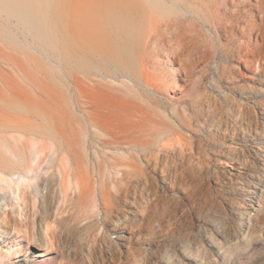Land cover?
Instances as JSON below:
<instances>
[{
    "label": "rangeland",
    "instance_id": "374dc122",
    "mask_svg": "<svg viewBox=\"0 0 264 264\" xmlns=\"http://www.w3.org/2000/svg\"><path fill=\"white\" fill-rule=\"evenodd\" d=\"M65 1L82 7L97 0ZM155 1L164 10L154 15L176 24L161 27L145 55L162 89L144 87L128 117L115 113L120 142L104 147L126 164L114 177L117 208L105 222L62 220L53 248L42 243L39 221L40 241L25 247L17 264H118L120 257V264H264V72L260 58L245 55L259 44L264 56V0ZM30 25L0 6V127L11 118L48 124L33 111L45 95L13 68L32 67L31 77L47 82L35 68L50 62V50ZM18 92L28 107L13 102ZM52 195L59 204L58 185Z\"/></svg>",
    "mask_w": 264,
    "mask_h": 264
},
{
    "label": "bare ground",
    "instance_id": "6f19581e",
    "mask_svg": "<svg viewBox=\"0 0 264 264\" xmlns=\"http://www.w3.org/2000/svg\"><path fill=\"white\" fill-rule=\"evenodd\" d=\"M0 6L30 23L35 37L50 50V62L35 68L47 78L44 85L31 77L32 67L13 66L23 84L31 83V90L40 89L45 95V105L33 111L48 124L11 118L0 127V264H17L23 249L40 241L39 221L44 229L42 243L53 248L62 220L99 223L112 215L114 177L126 165L104 148L120 142L115 113L128 117L132 97L144 98V87L162 89L148 72L145 55L161 27L174 25L176 20L156 17L155 11L162 13L164 7L155 0H97L82 7L65 0H0ZM188 48L182 45L173 57L182 56ZM262 51V45H248L245 55L260 58L264 72ZM246 62L247 69L256 74L252 61ZM16 97L19 100L13 102L18 107H28L21 93ZM90 145L95 147L94 158ZM195 154L192 148L190 155ZM43 175L47 191L39 213ZM55 185L59 204L52 195ZM68 204L73 206L62 209ZM6 235H12V240ZM21 238L27 245H22ZM101 262H105L103 257Z\"/></svg>",
    "mask_w": 264,
    "mask_h": 264
}]
</instances>
